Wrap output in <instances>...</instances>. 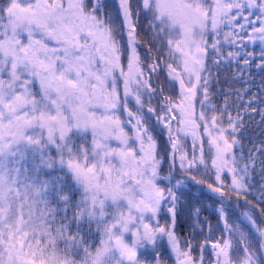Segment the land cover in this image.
Listing matches in <instances>:
<instances>
[{
    "label": "snow or ice",
    "instance_id": "obj_1",
    "mask_svg": "<svg viewBox=\"0 0 264 264\" xmlns=\"http://www.w3.org/2000/svg\"><path fill=\"white\" fill-rule=\"evenodd\" d=\"M0 264H264V0H0Z\"/></svg>",
    "mask_w": 264,
    "mask_h": 264
}]
</instances>
